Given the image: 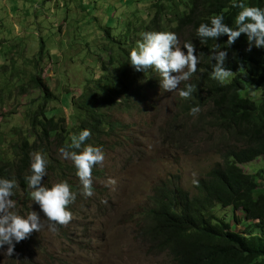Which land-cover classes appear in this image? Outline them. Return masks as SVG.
I'll use <instances>...</instances> for the list:
<instances>
[{
	"label": "trees",
	"instance_id": "16d2710c",
	"mask_svg": "<svg viewBox=\"0 0 264 264\" xmlns=\"http://www.w3.org/2000/svg\"><path fill=\"white\" fill-rule=\"evenodd\" d=\"M237 2L158 0L152 3L153 16L149 22L138 19L137 25L130 29L135 31L134 43L143 31H171L177 34L181 46L184 41H191L200 53L196 71L179 86L191 84L193 92L188 98L177 94L179 114L163 137L183 148L190 147L193 140L191 146H195L201 135L210 136L207 139H212L214 144L220 141L214 148L218 163L194 184L193 193L182 189L175 176L162 180L154 186L147 209L132 218L146 256L164 257L169 261L166 264H264V188H260L264 170L254 174L244 170L264 159V48L248 50L244 34L230 46L226 44V35L203 41L195 35L196 27L201 22L206 23L213 14H222L224 22L233 26L234 16L239 11L233 4ZM243 2L264 7V0ZM105 37L108 50L112 47L109 60L102 63L98 79L85 82L78 97L63 103L49 92L36 65V73L20 89L39 91V96L30 97L26 102L22 113L26 125L14 128L5 153H0V177L16 180L10 199L15 202L12 210L17 214L26 215L24 210H35L47 225L49 223L28 196L24 177L30 174L31 152L40 151L46 159L42 183L50 186L64 180L74 191L80 192L76 170L70 160L60 157L58 148L70 144V136L85 128L90 131L85 143L100 146L104 153L123 148L125 144L120 141L112 147L107 144L108 139L114 134L118 137L123 130L115 115L125 113L130 101L134 102L132 98L154 92L159 86V78L150 68L138 72L128 64V51L134 46L128 43L130 34L121 42L107 29ZM216 44H219L217 50H227L225 67L232 71L222 83L210 78L213 61L208 54ZM44 46L42 44L39 51L40 57L33 60L36 63L43 56ZM3 63L9 64V60ZM59 104L70 108L69 118L60 115ZM196 104L200 106L199 113L189 115V108ZM5 143V137L0 139V146ZM101 175L97 168L92 172L91 197L99 191L95 181ZM66 207L71 212V203ZM236 213L241 217H236ZM238 226L242 227L240 232ZM56 232L65 237L68 231L63 224H57ZM19 245L15 243L11 255L17 253L18 260L14 262L33 264V257H19ZM35 252L36 249L31 255Z\"/></svg>",
	"mask_w": 264,
	"mask_h": 264
},
{
	"label": "rangeland",
	"instance_id": "374dc122",
	"mask_svg": "<svg viewBox=\"0 0 264 264\" xmlns=\"http://www.w3.org/2000/svg\"><path fill=\"white\" fill-rule=\"evenodd\" d=\"M157 1L0 0V139L5 137L6 141L0 146V153H5L14 128L26 125L22 114L26 102L39 96V91L20 90L36 73L35 65L49 92L63 103L78 97L85 82L98 79L102 63L109 60L112 47L108 50L105 30L110 29L121 42L130 34L128 43L132 46L135 31L130 29L138 19L149 22L153 16L151 6ZM42 44L43 56L36 63L33 60L40 57ZM7 59L9 64L3 65ZM132 100L125 113L115 115L124 129L118 137L114 134L107 140L111 147L116 141L125 146L104 156L99 165L102 175L95 182L99 191L77 208L79 217L66 222V227H70L69 241L49 231L41 219L43 226L39 231H32L34 236L19 242V257H33V264L169 262L164 257L146 256L132 218L147 209L154 186L162 180L175 176L182 189L193 193V180L198 182L218 163L214 148L220 141L214 144L207 139L210 136L201 135L195 146H191L193 140L190 147L183 148L163 137L179 114L175 91L167 92L158 86L154 92ZM57 108L62 109L60 115L69 118V107L59 104ZM244 170L250 174L264 170V159ZM108 178L114 179L115 184L106 186ZM260 188H264V182ZM235 216L241 217L239 213ZM241 228L238 226L237 230L240 232ZM6 247L0 248V264H20L14 262L18 260L17 253L13 257L4 255Z\"/></svg>",
	"mask_w": 264,
	"mask_h": 264
},
{
	"label": "clouds",
	"instance_id": "9594fccd",
	"mask_svg": "<svg viewBox=\"0 0 264 264\" xmlns=\"http://www.w3.org/2000/svg\"><path fill=\"white\" fill-rule=\"evenodd\" d=\"M233 7L239 9L233 19V26L224 22L222 14H213L208 21L201 22L195 29V35L203 41L205 38L217 40L218 37L227 36L226 44L230 46L241 34H244L248 50L252 47L264 48V7L245 4L238 0ZM133 47L128 51V64L138 72L151 69L153 75L159 78L160 89L167 92L175 91L180 97L188 98L193 92V85L185 83L183 88L178 85L181 81H188L196 71L200 53L196 51L191 41H184L182 46L177 34L171 31H143L139 34ZM219 48L216 44L209 52L211 65L210 78L224 82L231 74L225 67L227 50ZM127 111V110H126ZM200 111L198 104L189 108V115H196ZM117 121V120H116ZM120 121V120H119ZM123 125V123L120 121ZM124 129V126H123ZM90 136L88 129H82L70 136V144L58 148L60 157L70 160L75 168L76 185L79 183L81 191H74L67 181L61 180L46 186L42 183L45 177L46 159L40 151L29 154V175L24 177L30 200L39 206L43 213V221L49 231L56 232V225L63 224L67 231L66 222L71 218L79 217L77 208L82 207L90 200L93 194L92 172L103 163L104 153L97 145L85 143ZM201 140V139H200ZM101 177V176H100ZM99 177V178H100ZM99 180V179H97ZM96 180V181H97ZM95 181V182H96ZM197 181L193 180V183ZM115 180L108 178L107 185H114ZM16 187L15 178L0 177V248L7 246L5 256H11L15 243H19L27 236H34L32 231H39L43 226L37 211H26V215L17 214L14 210L15 202L10 199ZM77 197H79L78 201ZM71 203V212L67 205ZM65 239L69 241V233Z\"/></svg>",
	"mask_w": 264,
	"mask_h": 264
}]
</instances>
